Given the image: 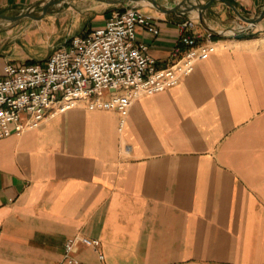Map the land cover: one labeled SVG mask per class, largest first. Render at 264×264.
I'll return each mask as SVG.
<instances>
[{
	"label": "crops",
	"instance_id": "0c3cea01",
	"mask_svg": "<svg viewBox=\"0 0 264 264\" xmlns=\"http://www.w3.org/2000/svg\"><path fill=\"white\" fill-rule=\"evenodd\" d=\"M47 1L0 0V13ZM225 1L250 17L264 8L214 0L202 20L143 0L49 9L80 10L85 33L135 6L153 17L136 36L158 67L173 62L185 21L200 40L212 31L216 49L178 84L136 99L122 124L117 110L78 104L0 138V264H58L71 237L87 264H264V19L231 36L239 20Z\"/></svg>",
	"mask_w": 264,
	"mask_h": 264
},
{
	"label": "built area",
	"instance_id": "2783aa9c",
	"mask_svg": "<svg viewBox=\"0 0 264 264\" xmlns=\"http://www.w3.org/2000/svg\"><path fill=\"white\" fill-rule=\"evenodd\" d=\"M152 22L151 15L128 6L112 12L103 26L66 36L41 61H6L0 71V138L37 127L78 104L90 110H117L122 124L136 99L178 84L198 60L216 49L212 31L200 40V33L189 30L193 22L185 21L172 51L173 62L158 67L148 45L136 36L138 26ZM233 29L250 33L252 26ZM77 241L71 237L64 242L58 264H87L76 255ZM89 244L103 259L100 241L93 238Z\"/></svg>",
	"mask_w": 264,
	"mask_h": 264
},
{
	"label": "rangeland",
	"instance_id": "374dc122",
	"mask_svg": "<svg viewBox=\"0 0 264 264\" xmlns=\"http://www.w3.org/2000/svg\"><path fill=\"white\" fill-rule=\"evenodd\" d=\"M239 13L250 18L246 14ZM31 14L41 18L24 17L19 21L0 18V57L15 63L41 61L63 43L66 36L82 33L84 21L80 10H47L41 15V8H38L31 11ZM236 16L239 22L234 27L247 25L237 14ZM254 26L250 33H247L248 35L254 32Z\"/></svg>",
	"mask_w": 264,
	"mask_h": 264
},
{
	"label": "water",
	"instance_id": "95a60500",
	"mask_svg": "<svg viewBox=\"0 0 264 264\" xmlns=\"http://www.w3.org/2000/svg\"><path fill=\"white\" fill-rule=\"evenodd\" d=\"M62 0H48L41 6V15H44L47 10H49L52 6L57 5L60 3ZM109 2H121L123 0H108ZM131 2H139L141 0H130ZM149 2L154 8L157 10H160L162 12H188L191 10H196L198 12V18L199 20H202L204 15L207 14L209 6L212 4L214 0H209L207 2H199L198 0H181L174 4L173 6L167 7V6H162L158 0H143ZM225 3L230 6L234 12L244 21L246 22L249 26H253L260 22L261 20L264 19V8L260 10V12L253 17H245L241 15L238 10L229 2ZM24 17H32L35 19H40L41 16H34L31 14L30 11L19 13V14H14V15H7V14H2L0 13V18L7 20V21H19L20 19ZM230 35L237 37V38H243L247 36L248 34L245 31H236L234 29L230 30Z\"/></svg>",
	"mask_w": 264,
	"mask_h": 264
}]
</instances>
